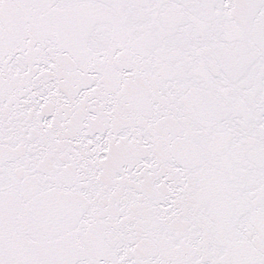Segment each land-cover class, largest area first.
Masks as SVG:
<instances>
[{"label":"snow or ice","instance_id":"snow-or-ice-1","mask_svg":"<svg viewBox=\"0 0 264 264\" xmlns=\"http://www.w3.org/2000/svg\"><path fill=\"white\" fill-rule=\"evenodd\" d=\"M0 264H264V0H0Z\"/></svg>","mask_w":264,"mask_h":264}]
</instances>
